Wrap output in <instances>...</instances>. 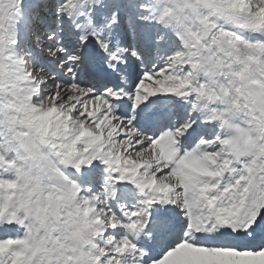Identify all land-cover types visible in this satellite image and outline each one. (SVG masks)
I'll use <instances>...</instances> for the list:
<instances>
[{"label":"snow or ice","instance_id":"snow-or-ice-1","mask_svg":"<svg viewBox=\"0 0 264 264\" xmlns=\"http://www.w3.org/2000/svg\"><path fill=\"white\" fill-rule=\"evenodd\" d=\"M0 264H264V0H0Z\"/></svg>","mask_w":264,"mask_h":264}]
</instances>
